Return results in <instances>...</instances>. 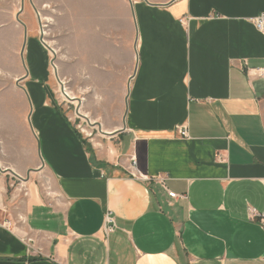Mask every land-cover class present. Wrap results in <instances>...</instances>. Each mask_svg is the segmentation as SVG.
<instances>
[{"label": "crops", "instance_id": "0c3cea01", "mask_svg": "<svg viewBox=\"0 0 264 264\" xmlns=\"http://www.w3.org/2000/svg\"><path fill=\"white\" fill-rule=\"evenodd\" d=\"M133 10V58L92 73L93 137L56 103L30 38L25 109L1 123L0 264H264V78L246 72L264 68V0ZM9 169L45 176L47 194L28 182L8 199Z\"/></svg>", "mask_w": 264, "mask_h": 264}, {"label": "rangeland", "instance_id": "374dc122", "mask_svg": "<svg viewBox=\"0 0 264 264\" xmlns=\"http://www.w3.org/2000/svg\"><path fill=\"white\" fill-rule=\"evenodd\" d=\"M134 1L0 0V136L5 133L1 123L12 125L18 112L25 109L26 96L18 90L25 83L30 38L37 43L47 83L58 106L80 132L90 137L97 135L95 119L101 108L98 94L94 97L92 73L115 65L117 58L123 62L133 58ZM4 141L3 148L9 151L11 141ZM7 171L11 174L8 199L13 195L27 197L28 182L47 194L45 176Z\"/></svg>", "mask_w": 264, "mask_h": 264}, {"label": "built area", "instance_id": "2783aa9c", "mask_svg": "<svg viewBox=\"0 0 264 264\" xmlns=\"http://www.w3.org/2000/svg\"><path fill=\"white\" fill-rule=\"evenodd\" d=\"M252 21H253L256 29L264 34V13L260 14L259 16L254 18ZM246 72H247L248 77L257 76V77L264 78V68H250ZM63 93L66 96H68L65 91ZM180 133H181V135H185V130H180ZM130 164H131V166H134V160H131ZM132 175L139 178V179H147L146 176L140 174L139 172L132 173ZM167 194L171 198H174L176 196V194L174 192H170V191H168ZM249 213H250L251 217H256V216L260 217V215H258L255 212V210H253V209H249ZM260 220L262 222H264V218L262 216L260 217ZM105 222H106L105 227H104L105 230L107 232L112 231L114 224H113V219L110 217L109 214H107L105 216Z\"/></svg>", "mask_w": 264, "mask_h": 264}, {"label": "bare ground", "instance_id": "6f19581e", "mask_svg": "<svg viewBox=\"0 0 264 264\" xmlns=\"http://www.w3.org/2000/svg\"><path fill=\"white\" fill-rule=\"evenodd\" d=\"M67 92L69 93V91H67ZM66 94H67V93H66ZM83 113H84L85 115H87L86 112H83Z\"/></svg>", "mask_w": 264, "mask_h": 264}]
</instances>
